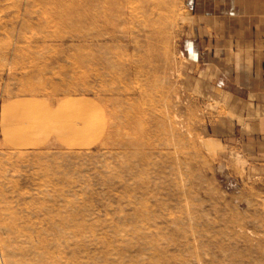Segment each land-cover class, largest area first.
<instances>
[{
  "label": "rangeland",
  "instance_id": "obj_1",
  "mask_svg": "<svg viewBox=\"0 0 264 264\" xmlns=\"http://www.w3.org/2000/svg\"><path fill=\"white\" fill-rule=\"evenodd\" d=\"M190 3L0 0V264H264V173L191 80Z\"/></svg>",
  "mask_w": 264,
  "mask_h": 264
},
{
  "label": "crops",
  "instance_id": "obj_2",
  "mask_svg": "<svg viewBox=\"0 0 264 264\" xmlns=\"http://www.w3.org/2000/svg\"><path fill=\"white\" fill-rule=\"evenodd\" d=\"M189 11L191 80L194 86H211V98L225 109L222 122L234 126V131L220 129V137L233 140L264 173V0H191ZM8 109L15 132L27 109ZM21 137L14 134V143Z\"/></svg>",
  "mask_w": 264,
  "mask_h": 264
},
{
  "label": "bare ground",
  "instance_id": "obj_3",
  "mask_svg": "<svg viewBox=\"0 0 264 264\" xmlns=\"http://www.w3.org/2000/svg\"><path fill=\"white\" fill-rule=\"evenodd\" d=\"M104 8V7H103ZM97 18L99 20H101L102 22H106L107 24L109 23V18H112V14L109 13V12H106L104 11L103 9L100 10L98 13H97ZM115 36L114 34L112 33V31L110 30H107V31H100L98 33H96L95 35L93 36H87V38H83L85 40H88V39H92V40H95V41H99L101 39H108V40H114Z\"/></svg>",
  "mask_w": 264,
  "mask_h": 264
}]
</instances>
